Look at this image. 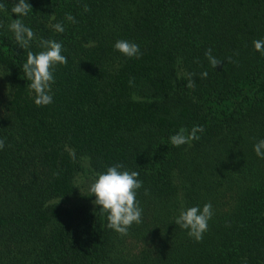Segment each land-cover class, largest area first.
Here are the masks:
<instances>
[{
	"label": "trees",
	"instance_id": "trees-1",
	"mask_svg": "<svg viewBox=\"0 0 264 264\" xmlns=\"http://www.w3.org/2000/svg\"><path fill=\"white\" fill-rule=\"evenodd\" d=\"M27 2L18 17V0H0V264H264V158L253 147L264 139V53L253 45L264 0ZM18 18L35 33L28 49L8 28ZM42 39L61 43L68 62L55 67L53 103L37 106L23 64ZM193 126L199 140L171 144ZM116 164L143 182L142 223L126 236L95 196L69 202L81 176ZM205 203L214 215L197 242L175 220Z\"/></svg>",
	"mask_w": 264,
	"mask_h": 264
},
{
	"label": "clouds",
	"instance_id": "clouds-1",
	"mask_svg": "<svg viewBox=\"0 0 264 264\" xmlns=\"http://www.w3.org/2000/svg\"><path fill=\"white\" fill-rule=\"evenodd\" d=\"M0 10H7L2 3H0ZM30 10H32V6L27 0H18V3H15L11 8V12L18 17L28 15ZM84 11H90L87 5H84ZM65 18L71 23L77 22L70 13ZM0 27H3V24H0ZM52 27L59 33H63L65 30L62 23H56ZM8 28L23 49H28L31 41L35 39L34 31L19 18L13 19ZM253 45L257 52L264 53V39L253 41ZM40 47L44 50L39 53L27 52L23 72L27 80L30 81L29 89L35 93V105L46 106L53 103L51 85L54 83L55 67L56 65H66L68 60L62 54L61 43L42 39ZM114 48L128 58H139L141 55L139 45L128 40H117ZM205 57L214 69L222 63L220 59L212 55V49L205 52ZM228 61L232 62L231 57L228 58ZM207 75V71L201 73L202 78H206ZM187 76L186 86L194 88V74L188 73ZM132 83L130 80L129 84L132 85ZM202 132H204L203 126H193L190 130L182 127L169 139L175 147L190 145L193 140L200 139L198 133ZM4 146L5 140L0 139V150ZM253 147L256 155L264 158V139L259 140ZM123 167L122 164L108 167L106 172L98 174V178L91 184L89 190L95 196L93 203L107 213V227L122 236H126L134 223H142L143 209L137 200V190L143 186V182L138 178V172L122 170ZM144 194H149L147 189H145ZM213 215L211 203H205L202 209L199 206H192L180 212L175 224L188 230V235L200 242L203 239V234L208 230L209 221Z\"/></svg>",
	"mask_w": 264,
	"mask_h": 264
},
{
	"label": "rangeland",
	"instance_id": "rangeland-1",
	"mask_svg": "<svg viewBox=\"0 0 264 264\" xmlns=\"http://www.w3.org/2000/svg\"><path fill=\"white\" fill-rule=\"evenodd\" d=\"M97 178L94 177L91 174H86L84 178L81 176V179H79V193L74 198L71 199L69 202L71 203H88L93 199L92 193L90 192V186L91 184L96 180ZM80 186H81V192H80Z\"/></svg>",
	"mask_w": 264,
	"mask_h": 264
}]
</instances>
